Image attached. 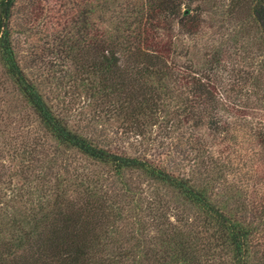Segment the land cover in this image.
Listing matches in <instances>:
<instances>
[{
    "label": "trees",
    "instance_id": "16d2710c",
    "mask_svg": "<svg viewBox=\"0 0 264 264\" xmlns=\"http://www.w3.org/2000/svg\"><path fill=\"white\" fill-rule=\"evenodd\" d=\"M59 1L50 12L67 19L70 34L54 62L129 138L145 140L165 122L186 140L183 169L193 171L73 129L18 56L13 24L22 0H0L2 75L53 142L49 153L42 139L26 144L11 175L18 182L0 190V264H264V200L243 201L237 191L214 197L211 151L202 150L211 148L208 137L231 144L230 154L244 141L264 154V0ZM205 15L231 26L224 41L185 40ZM251 32L255 41H239ZM248 206L253 220L240 217Z\"/></svg>",
    "mask_w": 264,
    "mask_h": 264
},
{
    "label": "rangeland",
    "instance_id": "374dc122",
    "mask_svg": "<svg viewBox=\"0 0 264 264\" xmlns=\"http://www.w3.org/2000/svg\"><path fill=\"white\" fill-rule=\"evenodd\" d=\"M38 1L35 0L32 3V0H22L14 18V40L23 67L54 111L65 117L73 129L97 141L116 143L122 148L129 147L133 152L144 154L155 162L164 163L172 168L179 170L185 168V159H188L190 152L186 146V140L179 136L180 134L175 135L171 130L167 132L165 122L162 126L149 129V136L145 140L136 137L134 132L129 138L125 134L126 127L122 125L120 119L100 114V111L89 103L87 96L74 82V76L67 74L69 69L58 67V63L54 62L57 61L59 41L70 34V24L67 19L57 11L50 12L51 8L52 10L60 9L61 2L42 0L39 6ZM203 17L204 19L200 22L203 25L202 28H199L194 36L191 35L192 38L190 35L185 36V40L192 41L194 38L199 45H207L211 41H224L223 37H227L231 26L228 24L226 28H222L217 17L208 15ZM240 36L239 41H255L256 39L255 33L252 32L251 34L240 33ZM4 79L0 69V190L11 181L18 182L19 179L12 180L11 175L20 171L22 159L25 157L24 150H29L26 144L33 147L36 140L42 139L46 151L44 153H49L50 144L53 146V142L48 141L46 135L41 132L43 129L33 111L20 100L13 86ZM209 139L206 137L203 143L208 141L211 148L206 147L202 150L211 151V156L207 158L210 163L206 160L208 165L205 169L210 173L209 176L216 180L210 183L211 189L214 190V197L226 200L233 198L237 192H242L243 201L256 200L262 203L261 201L264 200V154H256L257 149L254 148L256 145L246 141L238 146V149L233 148L238 150L236 154H230L228 149L231 144L222 143L221 140L219 143H212ZM36 166L38 172V165ZM183 170L187 173L193 171L188 163L186 170ZM196 178L198 182H206L208 176L198 174ZM132 181L137 182L139 179L134 175ZM137 187L146 194L149 192L144 182H140ZM175 201L176 199H174V205H177ZM232 205L233 209H237L236 204L232 203ZM243 215L253 220L256 211L252 206H248L247 214L241 212L240 217ZM261 229L264 230V228ZM263 233L264 231L258 237V239L263 237L258 241V249L261 253L264 252ZM260 257L262 258L261 255Z\"/></svg>",
    "mask_w": 264,
    "mask_h": 264
}]
</instances>
